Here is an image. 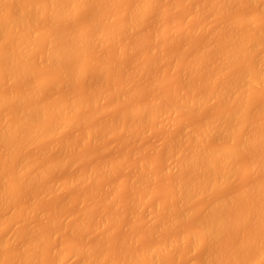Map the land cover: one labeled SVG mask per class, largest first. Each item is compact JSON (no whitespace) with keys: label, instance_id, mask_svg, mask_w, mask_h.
I'll return each mask as SVG.
<instances>
[{"label":"rangeland","instance_id":"rangeland-1","mask_svg":"<svg viewBox=\"0 0 264 264\" xmlns=\"http://www.w3.org/2000/svg\"><path fill=\"white\" fill-rule=\"evenodd\" d=\"M34 1H38L39 3L38 2L34 3ZM50 1L51 0H6V1L0 0V15L3 13L4 15H6L7 11H8L7 15L9 13L10 15H12L11 12H13V10L15 12L16 9L19 12L20 7H21L20 11L23 9L21 14L22 13L25 14V11H27V9H29L30 7L31 10L29 9L30 11L27 13H28L29 24L31 22L32 23L29 26H32L31 27L32 33L33 34L35 33L34 34L35 37L32 35V37L34 38V46L32 50H30L31 54L32 53L33 54L31 55L29 53L31 58L29 56L28 57L29 60H24L22 62V65L25 66V68H27V71H28L26 75L23 76L24 78L22 76L20 77L17 74L13 76L7 75L8 77L2 76L1 78H3L4 80L3 82L0 78V96L3 94L5 95V97L2 100L3 102L0 101V126L1 124H3V121L5 124L6 122H9V120L14 122L15 120L13 121V119H16L18 117L17 114L19 115L21 111H26L27 108L28 110L34 109V106L36 108L37 105L39 106L43 105L44 107L49 106V105L50 106L55 105V107L53 106V108H56V106L59 105L57 107L58 109L57 111L54 110L53 112L50 113L49 109H47L48 112L50 113L48 117H46L47 115L45 116L44 114V111L47 112L45 109L42 113L43 116L46 117V118L44 117L46 121L52 123L54 125L53 127L56 128L55 132L53 130L54 133L51 132V133L40 135L38 136L37 139L33 141L30 140L29 138H28L29 140L25 139L23 140L25 141V143L18 145V147L16 145L13 146L14 144L10 145L12 144L10 142H9L10 144L8 142L6 144L0 143V150L2 148V150L0 151V162L2 163L0 164L4 166V167L3 166L0 167V181H1L0 184L6 183V185H4L5 187H7L8 185V187L5 188V190L3 189L4 190L3 193L1 192V189H0V192L2 193L0 194L1 196L0 197V220H2L4 217V219L0 221V264H21V263L23 264V262L24 264L25 263L27 264H35V263L36 264H52V263L53 264H82V263L83 264H98V261H100L99 263L101 264H109L108 262H110V264L111 263L121 264L122 260L120 259V256H122L121 257L122 259L124 255H128L127 253H131L130 256L132 254L134 256L137 255V257L141 256L142 253H144V251L146 253L147 249L149 248H153L155 246H156L155 248H158V246L160 247L163 246L164 242L162 241L167 240V239L169 241L171 239H175V240L178 239V240H176L177 242L175 241L176 245L175 243H172L173 245L170 244L172 246L167 245L168 240L165 241L166 245L169 246V248L166 247L168 248L166 253L162 254L159 257V259L153 261L152 263L150 262L148 264H200V263L204 264V262L209 257H211L209 256V254L213 253L212 254L213 256L216 249H218V247L222 245L221 248H223V245L227 244L225 243L227 240L225 236L227 232L224 235L225 237H222V238L219 237V239L215 238L216 240L214 239L213 242L211 240H207V241L212 242V243L210 242V244L213 245L212 248L211 246H209V244H207L208 242L205 243V240L202 241L203 244L196 243L198 239L195 241V243L191 242L195 239L193 238V240H190L192 237H190L189 235V238H188L187 232L189 234L191 231L194 232L195 230H197L196 228L200 226L199 225L200 223L204 224V221L206 222L205 218H207L208 216L213 217V215L209 211H206L207 208L211 209V206L218 204L220 202L219 200L221 199H222L221 201H223L224 198L227 200V197H229L230 199L231 195H234L233 197L236 198V193L237 195H240L238 193H241L240 190L243 191L242 188L246 189L245 188L246 186L247 188L250 186L252 187L255 184L254 182L255 180H259L264 177V173H263L264 171L257 172L256 170L255 174L253 172H250V169H252L253 167L252 165L253 163H251L252 165L251 167L248 164L250 162L248 161V159L252 157L251 154H254L255 151L253 150L255 149L253 148H252L253 150L247 149L249 150V156H250L248 158V154H246L247 151L245 149H242V147L240 146L242 139L244 140V138L250 137L252 135L251 132H254L253 134H256L260 130L261 121H262V125H264V120H263L264 119V112H263L264 108L263 110H261L262 107H264V104H263L264 103V88H263L264 78H262L263 83L260 82L259 83L260 85L258 84L259 86L258 85L252 86L250 81H246V83L243 84L244 86L247 85L244 87L245 88L244 91L242 89L243 95H238L242 91H240V93H238L237 95L235 94V92L238 91L239 89L236 90L235 92L233 91L235 89H231L234 93L233 92L228 93L229 92L228 90V92L226 91L227 95H225L226 93H224L223 95H221L222 97L219 96L216 98L215 97L216 95L214 94V97H213V93H211L209 90L211 89L212 91V88L214 87L213 85L218 84L217 80L219 79L220 81L222 80L224 81L225 79L226 81L227 79L232 80L234 79L233 78L234 76L235 78L236 76L239 78L238 75L242 74L243 71L245 72L247 71L246 73L249 72L248 74L254 75V73L252 72L255 71V69H258V67L262 66L263 71L261 70L260 71L264 72V64H263V61H264V10L261 11L262 9H264V5H263L264 0L263 1L262 0H252V2L248 0H245V1L244 0H226L227 2L225 1L222 5H219L218 8H214V6L217 7V3L221 0H161V1L151 0V2L153 3V6H150V8L152 7V9H150L149 11L145 13L146 15H144L145 17L143 19H141L140 17L143 14L141 15L138 12L141 11L140 6L144 5L147 0L145 1L144 0L143 1L142 0H114V1L113 0H90V1L80 0L82 1V3H84L81 9L80 8L73 9L70 5L67 6V5L62 4L63 2H60L62 4L61 5L62 7H60V9L61 8L64 9V12L62 11L61 13H64V14H62L60 16L61 18L58 19L59 20L58 21L59 23L57 22L58 26L55 25L57 26V29L56 27L53 29V30L56 29V31H58L59 38L57 39L55 37L57 40L61 39L60 41L64 43L65 40L69 37L71 38V41L72 40L79 41L78 35H80V33L86 34L85 36L87 38V36L90 35V33L93 31L92 27L95 25V24L90 25V28H91L90 29L89 24L93 23L94 21H97V19H100V21L98 20V22L105 20L103 21L104 23L101 22V24L103 23L102 29L103 31L105 30L104 31L105 36L103 35L101 38L99 37L100 39L94 37L96 42L94 40L89 41V39H92V36H90L91 38L88 37L87 40L89 42H86L88 45L85 44V42L83 41L82 42L84 44H81L80 41L78 42L77 45H75L76 44L75 43L74 44L75 46L72 48V51H70V54L68 53L67 55L65 54L64 56H62V59H64L65 62H63V60L60 58V63L58 62L59 64L57 62L48 60L45 54L48 48V44H49V43L47 44V40H46L47 36H45V34L47 32H50L51 27H50V23H48L49 20L47 19V14L46 15L44 14V11H43L44 9L42 8L45 5L47 6V2L49 4ZM156 1L157 2L160 1V2L156 4L155 3ZM28 2L29 3L31 2V3L25 6L26 3L28 4ZM40 2H41V5H40ZM33 3H34V8L32 6ZM228 3H231V4H228ZM212 4H215V5H212ZM24 7L26 8L24 9ZM37 7L38 9L39 8L42 9L41 10L42 12L39 11L40 9L39 10L36 9ZM198 7L199 9H197ZM207 8H208L207 10L208 12L206 11ZM32 9L34 10V13H35L34 15L36 16V18L32 14L33 13ZM18 12L16 13L19 14ZM30 15H33L34 18H32ZM65 17L67 18L65 19ZM134 17H136L138 24L134 22ZM248 18H249V21H248ZM138 20H140V22H138ZM98 22L97 24H100ZM227 22L229 23L227 24L228 26L225 24ZM54 24L55 23H53V26ZM97 24H96V27H98ZM198 26L200 27L199 29H198ZM220 26H221V29H220ZM99 27L101 28V25H99ZM184 27H185V30H184ZM231 27H233L232 28L233 30L231 29V32H229ZM93 28L95 29V27ZM234 28H235V31H234ZM10 29L11 28H9L8 26L6 29L3 30L4 34H0V47L1 46L7 47L6 45L11 46L12 44L14 45V43H17L16 41H14V38H13L15 37L12 33L13 30L9 31ZM182 29L186 31V33ZM197 29L198 31H196ZM227 29L228 31H226ZM31 30L30 31L26 30L28 32V35H29V32H31ZM68 30H70L69 31L70 33L67 32ZM20 32L21 31H19L18 36L16 35V37L19 38V39L17 38V41L18 40L21 41V39L27 34L24 31H22L21 33ZM218 32L220 33L218 34ZM258 32H259V35H257ZM235 33L238 34V36L235 35ZM262 33H263V36H262ZM5 35H7L6 36L7 39H5ZM211 35L213 36V38H211L212 37ZM230 36L232 37L235 36L233 40H237V43H238L237 45H235L234 43L236 41L233 42L232 37ZM236 36L237 37L240 36V38H236ZM256 36L260 38L255 41V39H257L255 38ZM224 37L226 39H224V41L219 42V40H222ZM242 39L244 43L241 42ZM57 40L55 41L58 43ZM68 40H66V42H68ZM227 40L228 41L232 40L233 45H235L236 48L238 47V50H239V51L237 50L239 54L237 52L236 53L237 55L236 54L235 56L233 55L232 60H231V57L229 58L231 60L230 62L229 60L226 62V58L228 59V56L226 57V52L229 53V54L227 53V55L229 56H230V53H232V52H229L230 45H228L229 42H227ZM43 41H45L46 43H44ZM61 42H59V44ZM207 42H209V44ZM133 43L136 45H134ZM215 43H216V46H215ZM223 45L226 47H224ZM241 45L242 47L239 48V46ZM236 48L233 50L236 51ZM225 49H227L228 51H226ZM223 54L225 55L226 58L223 57L224 56ZM170 57L171 58L173 57V58L171 59ZM202 57L205 59H203ZM206 57H208V59ZM260 59L263 61H260ZM198 60L200 61L201 65L200 63H198L199 62ZM211 60L214 62L212 63ZM27 61L29 62V64ZM51 62H53V64ZM219 63L223 65H220ZM143 64H144V68L139 69V66L142 67ZM258 64H260V66ZM210 66H213V67L211 68ZM194 67L195 68L197 67V68L194 69ZM251 67L252 69H250ZM214 73L216 74L215 77H214ZM124 77H127V78H124ZM263 77H264V74H263ZM97 79L99 81H97ZM135 79L137 80L135 81ZM205 81H207L208 83L207 82L205 83ZM234 81L236 80L234 79ZM234 81L232 80V83ZM237 81H239L240 83V80H237ZM228 82H231V81H228ZM241 85L239 86L242 88ZM246 87L248 88L246 89ZM116 88H121V89L117 90ZM29 90H31V92ZM104 93L105 95L103 96ZM189 93L190 95L188 96ZM93 94L95 95L94 101H92L94 97L91 98ZM116 94L118 96L117 98H116ZM129 94H131V96H129ZM197 94H200L199 97L201 96L200 99L202 98L203 100L202 99L198 100L201 102V104L199 107H196V108H192V109L183 108L181 109L182 112L181 111L179 112L177 111V109H174L175 112L169 113L173 109H171L170 111L166 110V108L168 107L167 105H166L167 107L165 106L166 108H164L165 110L162 109L163 111H161V109L158 110L160 105H157L158 107L156 106L158 102L161 105H163L162 99L164 98H165L164 101H167V102L171 101L172 99L173 101H171V104H175L176 101L178 102L182 97H186V96L188 98H193L194 96V98L196 99L198 97ZM161 95L162 97H160ZM232 95L234 96V98ZM236 96L238 97L235 98ZM85 97H86V100H85ZM239 98L240 99L242 98V100L246 104L243 103V101L240 100ZM260 98L261 100H263V103H260L262 102ZM97 99H99V101ZM157 99H158L157 103H152V102H155ZM236 99L237 100L239 99L240 101H236ZM67 100H69V102L70 100H73L71 102L75 103V111L72 114V119L70 120L71 122H67L64 124L63 121H65L67 118H66V109L63 106V104L67 103L68 102ZM81 101L82 103L80 104ZM151 103H152V106H150V108L155 107V106L157 107V108L155 107L156 109L153 108V112L154 110H156L155 113H153L155 118L151 114L152 108H151V113L148 112L147 110L149 107L148 105H151ZM144 104H146L148 107L146 108V105ZM153 104H155V106H153ZM164 104H166V102ZM235 104L237 106H235ZM240 104L241 106H243L244 104L246 106L244 105L243 107H240L239 106ZM247 104L251 108L247 106ZM84 105L87 108L86 107L84 108ZM140 105H144L147 111L143 112L144 115L141 114L142 117H139L138 119L139 121L137 120L138 123L136 124L138 125L140 124L142 129L145 128L144 130L146 131L143 132L144 135L140 133L138 134V136L132 135V134H130L129 136L130 132L126 130L127 126L125 127V124L130 125V128H128V130L132 129L131 126L135 125L134 123L136 122L135 121L136 119L134 118L136 116L132 114L133 116H135L133 118L130 115L132 113L131 110L135 109L134 107H138V106L141 107ZM238 107L241 109L240 110L241 112L239 111V115H237V112H238L237 111L236 115H234L236 116L234 119L232 118L234 116L232 117L228 116L232 113V109L235 110L234 108H236L238 110ZM246 107L247 108L249 107L250 109L249 108L246 109ZM258 107H260V109ZM41 108L42 107H40L38 111H40ZM60 108L62 109V112ZM80 109L82 110L78 111ZM245 110L246 111L249 110L246 113V115H245V112H246ZM158 111H161V113L158 114ZM167 111H168V114H167ZM41 112L42 110L40 111V113ZM146 112L150 113L151 115L147 114ZM121 113L124 116H122ZM160 114L161 116L158 119H156V117H158L157 115H160ZM163 114L165 115V117H163ZM261 114L263 115L261 116ZM35 116L33 117V120H34L33 121L34 123L32 122L33 125L36 126L37 124H40L43 120L45 121V119H43V116L42 117L41 116L35 117ZM225 116H227L226 119L224 118ZM214 117L216 119H214ZM229 117H231L232 119ZM3 118H5V120ZM123 118L124 119L126 118V119L124 120ZM218 118L219 120L222 119V121L220 120L222 123L218 120ZM171 119H172V123H171ZM209 119H211L209 123L211 125L210 132H209L210 135L208 134L209 136L207 137L208 142L205 141L206 143H204V145L205 144L206 145L202 146L204 148L203 149L204 153L206 152L205 154L203 153V158H202L204 161L203 165L201 162L202 168H204V170L200 168L201 165L198 167V169L199 170L201 169L202 172L205 171L207 173L209 170V169L207 171L205 170L207 167L212 168L215 166L214 167L215 169L213 168V170L216 171V169L219 168L220 169L219 171H222L223 167L225 168V166L228 165V162H227L228 160L224 157L226 155H224L223 153L225 150L226 151L231 150L234 153L235 155L233 156L234 161L236 159L235 163L238 164L237 167H239L240 169H236L238 172L235 171L234 176L229 177V179L227 177L224 185H223L224 182L223 183L220 182L219 185H218V182L216 184L215 182L218 180L215 179L216 180L215 181L213 179L215 178V176L213 174L207 173L208 176L213 177L212 178L213 182L215 181L214 184H216L215 188H213L214 184L212 181L211 182L213 185L210 184L211 183L210 181H209V184L213 187H210V192L206 190L208 193L205 191L204 192L205 194H203L202 191L200 192L196 190L194 187H192L190 188L189 192H192L191 190L194 189L195 191H198L199 193L195 194V192L193 191L194 194L193 192L192 194L190 193L191 194L190 197L189 196L188 198L183 197L184 200L186 199L185 201H183L181 197L180 199H182V202H180L181 200L179 201V198H177L178 200L174 199V197H176L174 196V194L175 193L178 194V191L177 190L174 191L173 187L176 188L175 185L178 186L177 184L179 182H183L181 180L182 178L184 180L185 177L188 178V179L185 178V181L188 180L189 183L191 181L190 183L191 185L193 184L192 182H197V180H200L201 182L203 180L202 179L203 177L201 179L200 177L201 175L203 176V173H201V171L199 172V170L196 171V168H194L195 170H193V168L191 169L190 168L191 166L188 165L187 163L184 164L186 160H183V159L185 158L183 159L181 158L180 160V163H181L180 166L182 167V169L181 168L180 169L182 170L183 173L181 172V170L177 171L179 169L175 168L176 171H173V169L171 170L172 171L171 173L172 175H171L170 174L171 171L169 172L170 170L169 167H172V165L174 164L173 162L175 163L179 162L177 161V158L181 157L182 154L185 155V157H186V154H188L189 156L193 155L192 152H195L193 149H198V147H201L199 146L198 143L202 144L201 142H203L204 137H202L203 139L201 138L200 140L199 139L200 137H198V135H201L200 132L202 128L206 126ZM121 120L124 122L123 124L124 126L122 125L123 127H125V129L123 128L124 131L126 130L125 131L126 133L129 132L128 135L126 136L123 135V133L125 132L121 128L122 127L120 125L122 123ZM178 120L180 122H178ZM155 121L157 122L155 123ZM229 121H233L234 125L231 124L232 122H230L233 128H230V130L227 129L229 130V132H227L226 129L225 130L223 129L229 128L227 127V124H229ZM128 122H130L131 124L133 123V124L131 125ZM145 122H147L148 124ZM203 122H206V123H203ZM223 124L225 126L224 128L222 127ZM254 124L258 126L255 127ZM99 125L100 126L102 125V126L100 127ZM215 126L217 127L215 130H218L220 133L218 131H215L214 129H211ZM253 126L256 128V133H255V129L253 128ZM108 127H111V130L109 131H112V133L109 131L107 132L113 135L110 134V136H108L107 132L105 131L106 129H108ZM221 127L223 129L219 130V128ZM234 128L236 129L234 130ZM185 129L187 131L183 133ZM225 131L227 132L226 134L224 133ZM186 133L187 134L189 133L188 135H191V137L187 136ZM248 133L249 135L250 134L251 135L249 136ZM92 134L93 135L95 134V136H93ZM211 134L214 136H212ZM216 134L219 135L220 137L217 136ZM177 137H179V140ZM127 139H129V141ZM215 148L216 149L218 148V149L216 150ZM64 149H66V151H64ZM175 150L177 153L180 152V155H178L179 157L176 156L177 153L175 152ZM210 150L211 151L215 150L216 152H218L217 154L218 157L216 155H213V156H216L214 160H212L213 158L212 154L214 153L213 152L211 153ZM244 150L246 151L245 155L243 154ZM185 151L186 153H184ZM219 151L221 153H219ZM14 153H15V156H14ZM235 157H237L238 159ZM20 158H22V160ZM170 158H172V160H170ZM207 158L209 159L207 160ZM8 159H10V161H8ZM210 159L212 162L210 161ZM244 162L246 165H244ZM6 164H8V167ZM178 164H175V167ZM211 164H213L214 166L213 165L211 166ZM19 165L23 169H21ZM48 166H50V168H48ZM180 166H177V167L179 168ZM183 166H186L185 168L189 167L191 170L187 168V171H183V170H186V169H183L184 168ZM242 167L243 168L245 167V168L243 169ZM7 168L9 170H6ZM19 168L22 170V173L24 172L26 177L27 176L31 177L32 175L34 176H32L28 181L27 179L28 177L27 178L25 176L22 177L24 174L21 173ZM2 169H4L6 172ZM39 169L41 171H39ZM108 170L112 172L110 173ZM243 170L244 171L247 170V171L243 172ZM15 172L16 174L20 172L18 173L17 177L18 178L22 177V179L26 178L28 182L25 181L26 183H24L23 181L24 185L21 184L20 186V184H18L17 181L14 180L16 178L15 177L16 174H14ZM175 172L177 173L175 174ZM187 172H189V174H187ZM247 172L250 174H248ZM257 173H260L261 175ZM141 174L143 175L142 177H140ZM98 175L100 177H98ZM187 175L189 176L187 177ZM147 176H148V179L146 178ZM176 176L177 177L179 176V178H181V179L178 178V180H180L178 181V183H177ZM195 176L198 179H196ZM259 176L262 178H260ZM189 177L190 178L192 177L191 180L189 179ZM209 178L210 179L208 180H211V177ZM7 179L11 180L13 184L10 185L11 182H9ZM71 179L74 181L72 183L74 185H69V188L68 186H66L65 188V186L63 185L64 188L63 186L61 188L60 184H63L67 180L71 181ZM140 179L142 180V182ZM14 181H15V184H14ZM185 181L183 183H187ZM136 182L138 184L142 183L143 185L142 184L136 185L137 184ZM56 183H58V185ZM193 185L195 186V184ZM217 186H220V187H217ZM12 188H17V189H15V191H12ZM9 191H12V194L10 193L11 196L9 195ZM146 191L148 192L146 193ZM173 191L175 193H173ZM170 194H172L174 197ZM248 194L250 195L251 193H248ZM245 195L247 196V194ZM245 195H243L244 196L243 200H242V197L239 196V198L236 200L237 203L233 200V198H231V200L235 202L233 203L236 204L237 207L240 206L243 209V206H245V208H247L249 205V202L252 201L251 202L252 204L255 203L254 201L255 194L254 196L251 195L252 197L249 195L245 197ZM109 196H111V198ZM6 197H8V200ZM178 197H180L179 194H178ZM231 200H229L230 204L232 203ZM244 200H245V203H244ZM2 201H4V203ZM217 201L218 203H216ZM238 201L239 202L242 201L240 202L241 205ZM179 203L181 204L179 205ZM237 207H234V208L237 209ZM181 208L182 210H184L183 212L182 210L180 212ZM214 210H215V213H217L219 209H217V211L216 209H213V211ZM233 210L235 209L232 208V211ZM185 211L187 212L185 213ZM207 212L210 213V215ZM181 213L182 214L184 213V214L182 215ZM218 213H220V211H218ZM113 216L115 217L114 218L115 220L112 219ZM91 217L93 220L91 219ZM175 217H180V218L176 219ZM202 218H204L205 220L204 219L202 220ZM256 219L257 218L254 219L253 217L251 221L249 220L251 223L248 221V223H246V226L242 227V229H244L245 232H243V230L241 229H237L235 231L231 230L233 231L231 233L233 235L229 237L227 241L230 240L229 242L232 241L233 243V241L234 242L235 241L237 242L239 240L242 241V240L249 238V236H252V235H255L261 232L264 233L263 231L264 226L262 224L264 220L260 222L261 219H258L257 221L253 222V220H256ZM173 220L175 221L172 222ZM3 221H5V223ZM197 221L199 224L196 223ZM91 222H93V224ZM254 223L258 224V226L254 225ZM247 224L248 226H250L249 228ZM259 224L262 225V228H261V225ZM81 225L83 226L81 227ZM252 226L254 228H252ZM259 227L260 229H258ZM238 230L242 231V234H243L242 237L240 236L241 231H238ZM236 232L238 235L237 234L234 235V233ZM231 234H229V236ZM245 236H248V237L245 238ZM135 237L136 239L134 240ZM180 238L181 239L187 238V239L186 240L182 239L183 241H181ZM225 238H226L225 241L222 240ZM127 240H129L130 242ZM217 241L219 242L217 243ZM133 242L134 243L136 242V244H134ZM117 243H120L121 246L120 244H117ZM219 243H221V245H219ZM154 244L156 245L154 246ZM197 244L198 245L200 244V245L198 246ZM75 245L76 247H78V249L75 247V249H77V252L76 250L75 251L71 250V247ZM83 247L84 248L89 247V249L91 248L90 254L87 253ZM204 247L206 250H204ZM142 248L144 249L146 248V249L144 250ZM213 248L214 249L216 248L215 251H213ZM259 248L260 247H257V249H254V250L252 249L251 251L248 250V252L250 251L249 255H252V259L256 257L255 259L258 260L260 257H262L263 255L262 253L264 252L263 247L261 249ZM117 249H120V250H117ZM55 250H57L58 252ZM135 250L138 252H136ZM204 251L206 252V254ZM209 251L211 253H209ZM124 252L126 253L122 254ZM139 252L141 253V255H139L140 254ZM112 253L114 254V256ZM255 253H258V254H255ZM85 254L88 256L85 257ZM31 256H32V259L34 258V256H36L37 258L36 262L30 259ZM55 256H57L56 258L60 257L62 259L61 260L56 259L58 260V263H57L54 258ZM27 259H30L32 263H30L29 260L25 262ZM63 260L65 261L62 262ZM47 261L49 262L47 263ZM123 264H125V262Z\"/></svg>","mask_w":264,"mask_h":264},{"label":"bare ground","instance_id":"bare-ground-1","mask_svg":"<svg viewBox=\"0 0 264 264\" xmlns=\"http://www.w3.org/2000/svg\"><path fill=\"white\" fill-rule=\"evenodd\" d=\"M6 1V0H5ZM90 1V0H89ZM114 1V0H113ZM143 1V0H142ZM145 1V0H144ZM161 1V0H160ZM160 1H156L155 3L156 4H158ZM226 0H221V1H219L218 3H217V7H215L214 6V8H218L219 7V5H222L224 2H225ZM245 1V0H244ZM248 1H250V2H252V0H248ZM263 1V0H262ZM33 2V1H32ZM38 1H34V3H37ZM60 2H63L62 4H64V5H70L73 9L75 8V9H78V8H80L81 9V7H82V5L84 4V3H82V1H80V0H63V1H61V0H51L50 2H49V4H48V2H47V6L45 7H43L42 9H44L43 11H44V14L46 15L47 14V19L49 20V22H48V20H47V22L48 23H50V27H51V29H50V32H47L46 34H45V36H47V44H48V48H47V50H46V58L48 59V60H50V61H53V62H59L60 63V58L62 59V56H64L65 54L67 55L68 53L70 54V51H72V48L75 46V45H77L78 44V42L80 41L81 42V44H84L83 42H85V44H87L86 42H89V41H91V40H94L95 42H96V40L94 39V37L95 38H101L104 34H105V30L103 31V27H102V25H103V21H105V20H102L101 22H103L102 24H101V22H98V20L100 21V19H97V21H94V22H96V23H91V24H89V28H90V25H93V24H95L93 27H95V29L92 27V32L90 33V35H88L87 36V38H86V34H82V33H80V31H79V33H80V35H78V38H79V41L77 40H72L71 41V38H69V40H68V38L66 39V40H68V42H66V40H65V44L64 43H62L60 40H57L58 38H59V34H58V31H56V29H57V24L59 23L58 21V19L59 18H61L60 16L62 15V14H64V13H61L62 11L64 12V9L63 8H61L60 9V7H62L61 5V3ZM109 2H111V1H109ZM214 2V1H213ZM212 2V3H213ZM217 2V1H216ZM227 2V1H226ZM31 3V2H30ZM29 2H28V4L26 3L25 4V6H27V5H29L30 4ZM34 3H33V8H34ZM39 3V2H38ZM68 3V4H67ZM151 3V4H150ZM246 3V2H245ZM59 4V5H58ZM105 4V3H104ZM103 4V5H104ZM110 4V3H109ZM136 4V3H135ZM143 4V3H142ZM210 4V3H209ZM216 4V3H215ZM215 4H212V5H215ZM227 4V3H226ZM228 4H231V3H228ZM40 5H41V2H40ZM97 5H99V4H97ZM107 5V4H106ZM134 5V4H133ZM264 5V4H263ZM32 6H31V8H32ZM43 6V5H42ZM59 6V7H58ZM140 6V5H139ZM138 6V7H139ZM150 6H153V3L151 2V0H147L146 1V3L144 4V5H142V6H140L141 8V11L140 12H138L139 11V9H138V13H140L142 16H140L141 17V19H143L145 16L144 15H146L145 13L147 12V11H149L150 9H152V7L150 8ZM204 6V5H203ZM40 7V6H39ZM86 7V6H85ZM136 7V6H135ZM170 7V6H169ZM258 7V6H257ZM19 8V7H18ZM26 7H24V9H25ZM46 8V9H45ZM158 8V7H157ZM202 8V7H201ZM20 9H21V7H20ZM20 9H19V12L17 11V9L15 10V12H14V10H13V12H11L12 13V15H10V13L7 15V13H8V11H7V13H6V15H4V13L3 14H1L0 15V34H4L3 33V30L4 29H6L8 26H9V28H11L9 31H12L13 30V35L15 36V37H13L14 38V41H16L17 43H14V45L12 44L11 46L9 45H6L7 47H0V78L2 77V76H13V75H15V74H17V75H19L20 77L22 76H24V75H26V73L28 72L27 71V68H25V66H23L22 65V62L24 61V60H29V53L31 54V52H30V50H32V48H33V46H34V38L32 37V35L34 36V34L32 33V30H31V27L32 26H29L30 24H29V20H28V13L27 12H29L31 9H30V7H29V9H27V11H25V14H21V12L23 11V9L20 11ZM36 9H38V7L36 8ZM40 9V8H39ZM38 9V10H39ZM42 9H40L39 11H41ZM79 9V10H80ZM97 9V8H96ZM130 9V8H129ZM136 9V8H135ZM167 9V8H166ZM197 9H199V7L197 8ZM224 9V8H223ZM33 10V9H32ZM47 10V11H46ZM202 10V9H201ZM208 10V8L206 9V11ZM264 9H262L261 11H263ZM82 11V10H81ZM205 11V12H206ZM211 11V10H210ZM213 11H214V9H213ZM16 12H18L19 14H17ZM42 12V11H41ZM198 12V11H197ZM208 12V11H207ZM14 13H16V14H14ZM37 13V12H36ZM39 13V12H38ZM103 13V12H102ZM203 13H204V11H203ZM202 13V14H203ZM33 15L35 14L34 13V10H33V13H32ZM67 14V13H66ZM72 14V13H71ZM123 14V13H122ZM33 15H30L32 18H36V16L34 15V17H33ZM132 15V14H131ZM137 15V14H136ZM197 15V14H196ZM195 15V16H196ZM199 15V14H198ZM150 16V15H149ZM195 16H194V18H195ZM201 16V15H200ZM69 17V16H68ZM138 17V16H137ZM147 17V16H146ZM192 17H193V15H192ZM197 17V16H196ZM44 18H45V16H44ZM67 17H65V19H66ZM98 18V17H97ZM107 18V17H106ZM111 18V17H110ZM203 18V17H202ZM63 19V18H62ZM105 19V18H104ZM109 19V18H108ZM107 19V20H108ZM146 19V18H145ZM204 19V18H203ZM245 19H246V17H245ZM119 20V19H118ZM243 20V19H242ZM33 21V20H32ZM143 21V20H142ZM245 21V20H244ZM243 21V22H244ZM248 21H249V18H248ZM45 22V21H44ZM58 22V23H57ZM97 22L98 23H100V24H97ZM119 22V21H118ZM133 22V21H132ZM134 22H136L137 23V20H136V17H134ZM138 22H140V20H138ZM197 22V21H196ZM246 22V21H245ZM53 23H55L54 24V26H53ZM194 23V22H193ZM5 24V25H4ZM96 24H97V26L98 27H96ZM128 24V23H127ZM131 24V23H130ZM138 24V23H137ZM226 25L227 24H229L228 22L227 23H225ZM55 25H57V26H55ZM99 25H101V28L99 27ZM195 25V24H194ZM193 25V26H194ZM4 28H3V27ZM118 26V25H117ZM137 26H139V25H137ZM209 26H210V24H209ZM228 26V25H227ZM30 27V28H29ZM56 27V29L55 30H53L54 28ZM197 27V26H196ZM230 27V26H229ZM169 28V27H168ZM200 27L198 26V29H199ZM204 28H205V26H204ZM206 28H207V26H206ZM217 28V27H216ZM233 27H231L230 28V31L229 32H231V29H232ZM20 29V30H19ZM22 29V30H21ZM63 29V28H62ZM61 29V30H62ZM91 29V28H90ZM102 29V30H101ZM198 29L196 30V31H198ZM220 29H221V26H220ZM262 29V28H261ZM26 30H31V32H29V35H28V32L26 31ZM183 30V29H182ZM184 30H185V27H184ZM183 30V31H184ZM194 30H195V28H194ZM233 30V29H232ZM237 30V29H236ZM259 30V29H258ZM6 31V30H5ZM19 31H24V32H26L25 34V36L21 39V41L20 40H18L17 41V38L18 37H16V35L18 36L19 35ZM70 30H68L67 32L68 33H70L69 32ZM83 31V30H82ZM119 31V30H118ZM125 31V30H124ZM164 31V30H163ZM195 31V32H196ZM226 31H228V29L226 30ZM234 31H235V28H234ZM262 31V30H261ZM20 32V33H21ZM85 32V31H84ZM87 32V31H86ZM185 33H186V31H184ZM192 32H194V31H192ZM217 32V31H216ZM221 32V31H220ZM220 32H218V34L220 33ZM57 33V34H56ZM161 33V32H160ZM159 33V34H160ZM171 33V32H170ZM189 33V32H188ZM212 33V32H211ZM215 33V32H214ZM238 33H239V31H238ZM9 34V33H8ZM163 34V33H162ZM255 34V33H254ZM11 35V34H10ZM55 35H57V36H55ZM62 35V34H61ZM65 35V34H64ZM74 35V34H73ZM225 35H227V34H225ZM224 35V36H225ZM235 35H237L238 36V34H236L235 33ZM242 35H243V33H242ZM242 35H241V37H242ZM253 35V34H252ZM257 35H259V32H258V34ZM7 35H5V39H7V37H6ZM90 36H92V39H89V41L87 40L88 39V37L89 38H91ZM105 36V35H104ZM172 36V35H171ZM212 36V35H211ZM213 36H214V34H213ZM213 36L211 37V38H213ZM236 36V38H240V36L239 37H237ZM262 36H263V33H262ZM2 37V36H1ZM9 37V36H8ZM35 37V36H34ZM57 39H56V38ZM71 37V36H70ZM158 37V36H157ZM163 37V36H162ZM230 37H232V36H230ZM234 37L235 36H233L232 37V40L234 39ZM251 37V36H250ZM73 38V37H72ZM77 38V39H78ZM99 38V39H100ZM253 38V37H252ZM255 38H257V39H255V41L256 40H258L259 38H258V36H256ZM19 39V38H18ZM64 39V38H63ZM62 39V40H63ZM76 39V38H75ZM103 39V38H102ZM155 39H157V38H155ZM169 39V38H168ZM224 39H226L225 37L222 39V40H219V42L220 41H224ZM4 40V39H3ZM55 40H57L58 41V43L55 41ZM98 40V39H97ZM217 40V39H216ZM232 40H227V42H229L228 43V45H230L229 46V52H232V53H230V56L229 55H227V53L228 52H226V57L228 56V59L225 57V55L223 56V57H225L226 58V62L229 60V62L232 60V58H233V55L235 56V54L239 51L238 50V47L236 48V46L235 45H237L238 43H237V40H233V42L234 41H236V42H234L235 43V45H233V43H232ZM248 40H250V39H248ZM247 40V41H248ZM253 40V39H252ZM71 41V42H70ZM74 41H76V42H74ZM83 41V42H82ZM160 41H161V39H160ZM169 41V40H168ZM212 41V40H211ZM260 41V40H259ZM6 42H7V40H6ZM5 42V43H6ZM12 42V41H11ZM44 43H46L45 41H43ZM59 42H61L60 44H59ZM231 42V43H230ZM241 42H243V39H242V41ZM253 42V41H252ZM261 42V41H260ZM3 43H4V41H3ZM2 43V44H3ZM76 43V44H75ZM91 43H93V42H91ZM163 43V42H162ZM208 44H209V42H207ZM244 43V42H243ZM242 43V44H243ZM259 43V42H258ZM1 44V45H2ZM75 44V45H74ZM80 44V45H81ZM134 44V43H133ZM88 45V44H87ZM134 45H136V44H134ZM213 45V44H212ZM233 45V46H232ZM257 45V44H256ZM36 46V45H35ZM85 46V45H84ZM205 46V45H204ZM215 46H216V43H215ZM218 46V45H217ZM224 46V45H223ZM232 46V47H231ZM46 47V46H45ZM82 47V46H81ZM80 47V48H81ZM131 47V46H130ZM220 47V46H219ZM222 47V46H221ZM224 47H226V46H224ZM234 47V48H233ZM240 47H242V45L241 46H239V48ZM211 48V47H210ZM227 48H228V46H227ZM235 49L236 48V51L235 50H233V49ZM213 49H215V48H213ZM212 49V50H213ZM74 50V49H73ZM226 51H228L227 49H225ZM224 50V51H225ZM238 50V51H237ZM200 51V50H199ZM210 51V50H209ZM209 51H208V53H209ZM234 51H235V53H234ZM241 51V50H240ZM212 52V51H211ZM219 52V51H218ZM72 53V52H71ZM200 53V52H199ZM33 54V53H32ZM31 54V55H32ZM42 54V53H41ZM219 54V53H218ZM229 54V53H228ZM232 54V55H231ZM238 54H239V52H238ZM174 55V54H173ZM210 55H211V53H210ZM212 55H213V53H212ZM216 55V54H215ZM237 55V54H236ZM44 56V55H43ZM73 56V55H72ZM205 56V55H204ZM209 56V55H208ZM217 56V55H216ZM220 56V55H219ZM152 57V56H151ZM197 57V56H196ZM221 57V56H220ZM231 57V60L229 59ZM30 58H31V56H30ZM171 58V57H170ZM173 58V57H172ZM171 58V59H172ZM198 58V57H197ZM203 58V57H202ZM207 59H208V57H206ZM211 58V57H210ZM209 58V59H210ZM222 58V57H221ZM236 58V57H235ZM33 59H34V57H33ZM70 59V58H69ZM142 59V58H141ZM140 59V60H141ZM175 59V58H174ZM203 59H205V58H203ZM206 59V60H207ZM32 60V59H31ZM40 60H41V58H40ZM63 60V62H65L64 61V59H62ZM67 60V59H66ZM71 60V59H70ZM193 60V59H192ZM205 60V61H206ZM220 60H222V59H220ZM255 60V59H254ZM33 61H35V60H33ZM149 61V60H148ZM199 61V60H198ZM205 61H203V62H205ZM217 61H219V60H217ZM216 61V62H217ZM260 61H263V60H261L260 59ZM28 62V61H27ZM53 62H51L52 64H53ZM194 62H196V61H194ZM211 62L213 63L214 61H212L211 60ZM225 62V61H224ZM254 62V61H253ZM26 63V62H25ZM47 63V62H46ZM50 63V62H49ZM58 63V64H59ZM198 63H200V61L198 62ZM221 63H223V62H221ZM221 63H219L220 65H223V64H221ZM261 63V62H260ZM28 64H29V62H28ZM151 64V63H150ZM192 64V63H191ZM194 64V63H193ZM216 64V63H215ZM218 64V65H219ZM263 64H264V61H263ZM35 65V64H34ZM63 65V64H62ZM146 65V64H145ZM200 65H201V63H200ZM212 65V64H211ZM225 65V64H224ZM227 65H229V64H227ZM256 65V64H255ZM259 66H260V64H258ZM148 66V65H147ZM151 66V65H150ZM149 66V67H150ZM245 66V65H244ZM211 68L213 67V66H210ZM227 67V66H226ZM254 67V66H253ZM55 68V67H54ZM57 68V67H56ZM108 68V67H107ZM137 68V67H136ZM141 68H144V64H143V66L141 67V66H139V69H141ZM197 68V67H196ZM195 67H194V69H196ZM210 68V69H211ZM255 68H257V67H255ZM254 68V69H255ZM260 68V69H259ZM111 69V68H110ZM214 69V68H213ZM224 69V68H223ZM250 69H252V67L250 68ZM219 70V69H218ZM263 71L262 70V66L261 67H258V69H255V71H253L252 73H254V75H250V74H248V73H246L245 71H243L242 72V74H240V75H238L239 76V78L236 76V78H235V76L233 77L236 81H234V79H232L234 82L232 83V80H230V79H227V81H226V79L223 81L222 79V81H220V79L219 80H217V82H218V84H215V85H213L212 87V91H211V89H209L210 90V92L211 93H213V97H214V94L216 95L215 97L217 98V97H222L221 95H223L224 93H226L225 95H227V92H228V90H229V92L228 93H231V92H235L236 90H238V91H236L235 92V94L237 95L238 93H240V91H242V89H243V91H244V87L245 86H247V85H243L244 83H246V81H250V83L252 84V86H254V85H258L260 82H262V78H264L263 77V74H264V72H261V71ZM74 71V70H73ZM134 71V70H133ZM144 71V70H143ZM192 71V70H191ZM95 72V71H94ZM93 72V73H94ZM132 72V71H131ZM149 72H150V70H149ZM149 72H147V73H149ZM190 72V71H189ZM245 72V73H244ZM70 73V72H69ZM155 73V72H154ZM217 73V72H216ZM240 73V72H239ZM263 73V74H262ZM64 74V73H63ZM96 74V73H95ZM112 74V73H111ZM135 74H136V72H135ZM143 74V73H142ZM237 74V73H236ZM132 75V74H131ZM155 75V74H154ZM201 75V74H200ZM208 75H209V73H208ZM215 73H214V77H215ZM7 76V77H8ZM77 76V75H76ZM127 76V75H126ZM133 76V75H132ZM147 76V75H146ZM222 76V75H221ZM224 76H225V74H224ZM106 77V76H105ZM151 77H152V75H151ZM206 77V76H205ZM232 77V76H231ZM24 78V77H23ZM72 78V77H71ZM115 78V77H114ZM124 78H127V77H124ZM129 78V77H128ZM134 78V77H133ZM156 78H157V76H156ZM219 78V77H218ZM229 78V77H228ZM61 79V78H60ZM96 79V78H95ZM101 79V78H100ZM144 79V78H143ZM1 80H2V82L4 81L3 80V78H1ZM22 80V79H21ZM20 80V81H21ZM119 80V79H118ZM137 79H135V81H136ZM207 80V79H206ZM237 80H240V83L242 84H240L239 83V81H237ZM10 81V80H9ZM97 81H99L98 79H97ZM151 81V80H150ZM149 81V82H150ZM219 81H220V83H219ZM228 81H231V82H228ZM22 82V81H21ZM141 82V81H140ZM197 82H199V81H197ZM201 82V81H200ZM207 81H205V83H206ZM216 82V83H217ZM238 82V83H237ZM264 82V81H263ZM262 82V83H263ZM20 83V82H19ZM67 83V82H66ZM92 83V82H91ZM208 83V82H207ZM214 83V82H213ZM237 83V84H236ZM60 84V83H59ZM100 84H101V82H100ZM198 84V83H197ZM203 84V83H202ZM201 84V85H202ZM64 85V84H63ZM97 85H98V83H97ZM123 85V84H122ZM133 85H134V83H133ZM234 85V86H233ZM239 85H241L242 86V88L239 86ZM249 85V84H248ZM260 85V84H259ZM258 85V86H259ZM22 86V85H21ZM102 86V85H101ZM153 86V85H152ZM236 86V87H235ZM251 86V87H252ZM97 87V86H96ZM145 87V86H144ZM154 87V86H153ZM240 87V88H239ZM67 88V87H66ZM88 88V87H87ZM197 88V87H196ZM209 88H211V87H209ZM248 87H246V89H247ZM264 88V87H263ZM35 89V88H34ZM69 89V88H68ZM117 90L118 89H121V88H116ZM200 89V88H199ZM231 89H235V90H231ZM115 90V89H114ZM139 90V89H138ZM191 90V89H190ZM206 90V89H205ZM30 92H31V90H29ZM99 91V90H98ZM109 91V90H108ZM134 91V90H133ZM132 91V92H133ZM198 91V90H197ZM227 91V92H226ZM243 91L240 93V94H238V95H243L242 93H243ZM263 91V90H262ZM25 92V91H24ZM23 92V93H24ZM27 92V91H26ZM88 92V91H87ZM86 92V93H87ZM94 92V91H93ZM114 92V91H113ZM131 92V93H132ZM208 92V91H207ZM233 92V93H234ZM245 92H246V90H245ZM89 93H91V92H89ZM171 93V92H170ZM199 93V92H198ZM204 93V92H203ZM211 93H210V95H211ZM7 94V93H6ZM33 94V93H32ZM38 94V93H37ZM88 94V93H87ZM95 94H96V92H95ZM118 94V93H117ZM117 94H116V98L118 97L117 96ZM128 94V93H127ZM172 94V93H171ZM187 94V93H186ZM208 94V93H207ZM97 95H98V93H97ZM96 95V96H97ZM105 95V93L103 94V96ZM170 95V94H169ZM190 95V93L188 94V96ZM198 95V97H199V95L200 94H197ZM197 95H195V96H197ZM209 95V96H210ZM218 95V96H217ZM19 96V95H18ZM18 96H16V97H18ZM29 96V95H28ZM35 96V95H34ZM81 96V95H80ZM127 96V95H126ZM129 96H131V94H129ZM206 96V95H205ZM229 96H230V94H229ZM233 96V95H232ZM5 97V95L3 94V95H1L0 96V101H2L3 100V98ZM8 97V96H7ZM69 97V96H68ZM78 97V96H77ZM94 97V99H92V101H94L95 100V95L93 94V96L91 97V98H93ZM100 97V96H99ZM160 97H162V95L160 96ZM163 97H164V95H163ZM168 97V96H167ZM173 97H175V96H173ZM177 97V96H176ZM197 97V98H198ZM201 97V96H200ZM200 97L197 99H195L194 98V96H193V98H188L187 96L186 97H182L178 102L176 101L175 102V104H171V101H173L172 99H171V101H169V102H167V101H164L165 100V98L164 99H162L163 101V105H161L159 102H158V99L155 101V102H152V103H157L156 104V106L157 105H160L159 106V108H158V110L159 109H161V111H163L162 109H164V108H166L167 106V108H166V110H168V111H170L171 109H173L172 111H170L169 113H171V112H175V110L174 109H177V111H181V109H183V108H196V107H199L200 106V104H201V102L200 101H198L199 99H200ZM204 97V96H203ZM212 97V98H213ZM238 96H236L235 98H237ZM11 98V97H10ZM119 98H121V97H119ZM172 98V97H171ZM233 98H234V96H233ZM232 98V99H233ZM8 99V98H7ZM90 99V98H89ZM100 99V98H99ZM99 99H97L98 101H99ZM169 99H170V97H169ZM174 99V98H173ZM176 99V98H175ZM179 99V98H178ZM202 99V98H201ZM200 99V100H201ZM215 99V98H214ZM222 99V98H221ZM220 99V100H221ZM229 99V98H228ZM240 99V98H239ZM237 100L236 99V101H240V100H242V98L240 99V100ZM10 100V99H9ZM12 100H14V99H12ZM35 100V99H34ZM51 100V99H50ZM81 100V99H80ZM85 100H86V97H85ZM203 100V99H202ZM208 100H209V98H208ZM260 100H261V98H260ZM259 100V101H260ZM24 101V100H23ZM25 101H26V99H25ZM68 102L67 103H64L63 104V106L65 107V109H66V120L65 121H63V123L65 124V123H67V122H71L70 120L72 119V114L74 113V111H75V103H73V102H71V101H73V100H70V102H69V100H67ZM175 101V100H174ZM205 101H207V100H205ZM243 101V100H242ZM262 102H260V103H263V100H261ZM3 102V101H2ZM149 102V101H148ZM166 102V104H164ZM35 103V102H34ZM50 103V102H49ZM53 103H54V101H53ZM82 103V101L80 102V104ZM152 103H151V105H146V104H144V105H146V108L148 107V112H150L151 113V108H152V116L154 117V114L153 113H155V111L156 110H154V112H153V108L154 109H156L157 107L155 106V104H153V106H155V107H151L150 108V106H152ZM172 103H174V102H172ZM177 103V104H176ZM243 103H245L244 101H243ZM18 104V103H17ZM21 104V103H20ZM24 104V103H23ZM33 104V103H32ZM79 104V105H80ZM95 104V103H94ZM99 104V103H98ZM97 104V105H98ZM169 104V105H168ZM236 104H237V102H236ZM235 104V106H237ZM246 104V103H245ZM244 104V105H245ZM258 104V103H257ZM264 104V103H263ZM263 104H262V106H263ZM25 105V104H24ZM58 105V104H57ZM61 105V104H60ZM86 105V104H85ZM84 105V108L86 107ZM87 105H89V104H87ZM96 105V106H97ZM100 105H101V103H100ZM137 105V104H136ZM144 105H140L141 107H134L135 109H132L131 110V114H130V112H129V114L134 118L135 116V118L134 119H136L135 121V125L134 126H131V128L133 129H129L128 130V128H130V125H126L125 124V127H126V130L127 131H129V132H125L124 131V129H125V127H123L124 125V122L122 121V123L120 124L122 127V129H123V131L125 132V133H123V135L124 136H126V135H128V133H129V136H130V134H132V135H137L138 136V134H140V133H142L143 135H144V133L143 132H145L146 130H144V129H142V127L140 126V124L138 125V124H136V123H138L137 122V120L139 119V117H142V115H144L143 114V112H145V111H147L146 109H145V106ZM167 105V106H166ZM243 105V106H244ZM54 107H55V105H53ZM53 106H43V105H37V107L35 108V106H34V109H29L28 110V108H27V110L26 111H21L20 113H19V115L17 114V118L16 119H13V121L14 122H12L11 120H9V122H6V124L4 123V121H3V124H1V126H0V143H2V144H6L7 142L9 143H12V144H10V145H13V146H17L18 147V145H20V144H23V143H25V141H23V140H25V139H30V140H35V139H37L38 138V136H40V135H43V134H47V133H51V132H53V130H54V132H55V127H53L54 125L52 124V123H50V122H47L46 121V117H48V115L51 113V112H53L54 110L55 111H57L58 109H57V107L59 106H56V108H53ZM81 106H83V105H81ZM92 106V105H91ZM166 106V107H165ZM202 106V105H201ZM240 107H243V106H241V104L239 105ZM246 106V105H245ZM247 106H249L248 104H247ZM40 107H42L41 108V110H42V112L40 113V111H38L39 110V108ZM50 107V108H49ZM93 107V106H92ZM99 107V106H98ZM232 107V106H231ZM250 107V106H249ZM248 107V108H249ZM253 107V106H252ZM38 108V109H37ZM62 108V107H61ZM60 108V109H61ZM82 108V107H81ZM87 108V107H86ZM95 108V107H94ZM93 108V109H94ZM101 108V107H100ZM150 108V109H149ZM247 107H246V109H248ZM251 108V107H250ZM249 108V109H250ZM259 109H260V107H258ZM263 108L264 107H262V109L261 110H263ZM16 109H18V108H16ZM44 109L47 111V112H45L44 111ZM47 109H49V111H50V113L48 112V110ZM51 109V110H50ZM130 109V108H129ZM180 109V110H179ZM235 110H233L232 109V113L230 114V115H228V116H234V115H236V112H237V115H239V111L241 110L239 107H238V110L236 109V108H234ZM256 109H257V107H256ZM82 109H80V110H78V111H81ZM85 110V109H84ZM97 110V109H96ZM150 110V111H149ZM165 110V109H164ZM243 110V109H242ZM255 110V109H254ZM43 111H44V114H45V116H43ZM92 111V110H91ZM161 111H158V114L159 113H161ZM168 111H167V114H168ZM177 111H176V113H177ZM246 111V110H245ZM249 111V110H248ZM248 111H246L245 112V115H246V113L248 112ZM257 111H259V110H257ZM14 112V111H13ZM24 112V113H23ZM39 112V113H38ZM61 112H62V109H61ZM77 112V111H76ZM148 112H146L147 114H150V113H148ZM182 112V111H181ZM186 112V111H185ZM229 112V111H228ZM241 112V111H240ZM243 112V111H242ZM264 112V111H263ZM63 113H65V112H63ZM98 113V112H97ZM101 113V112H100ZM116 113V112H115ZM164 113V112H163ZM260 113H262V112H260ZM6 114V113H5ZM38 114V115H37ZM42 114V115H41ZM58 114V113H57ZM92 114V113H91ZM96 114V113H95ZM122 114V113H121ZM127 114H128V112H127ZM126 114V115H127ZM135 115V116H133V115ZM142 114V115H141ZM150 114V115H151ZM241 114V113H240ZM257 114V113H256ZM258 114H259V112H258ZM43 116V119H45V121L43 120L42 121V119H41V123L40 124H37L36 126L35 125H33L32 124V122L34 121L33 120V117L34 116ZM56 115V114H55ZM93 115V114H92ZM125 115V116H126ZM139 115H141V116H139ZM169 115H171V114H169ZM249 115V114H248ZM263 114H261V116H262ZM7 116H9V115H7ZM12 116V115H11ZM35 116V117H36ZM59 116V115H58ZM87 116V115H86ZM121 116V115H120ZM122 116H124L123 114H122ZM147 116V115H146ZM158 117H156V119H158L160 116H161V114L160 115H157ZM173 116H174V114H173ZM216 116V115H215ZM222 116V115H221ZM223 116H224V114H223ZM260 116V117H261ZM45 117V118H44ZM151 117V116H150ZM163 117H165V115L163 114ZM163 117H162V119H163ZM226 117L227 116H225L224 118L226 119ZM231 117H229V118H231ZM236 116H234V117H232L233 119L235 118ZM250 117V116H249ZM40 118V117H39ZM56 118V117H55ZM84 118V117H83ZM120 118V117H119ZM155 118V117H154ZM153 118V119H154ZM221 118H223V117H221ZM228 118V119H229ZM231 118V119H232ZM239 118H240V116H239ZM238 118V119H239ZM4 120H5V118H3ZM7 119V118H6ZM10 119V118H9ZM75 119V118H74ZM76 119H78V118H76ZM124 119V118H123ZM126 119V118H125ZM124 119V120H125ZM130 119V118H129ZM132 119V118H131ZM141 119V118H140ZM155 119V120H156ZM213 119V118H212ZM214 119H216L215 117H214ZM228 119H227V121H228ZM230 119V120H231ZM259 119V118H258ZM53 120V119H52ZM116 120V119H115ZM114 120V121H115ZM146 120V119H145ZM151 120V119H150ZM169 120V119H168ZM175 120V119H174ZM173 120V121H174ZM210 120L211 119H209V121H208V123L206 124V128L205 127H203V128H205V129H203L202 128V130H201V135H198V137H200L199 139L201 140V138L202 137H204V140H203V142H201L202 144H200V143H198L199 144V146H201V147H198V149H193L195 152H192V154L193 155H188V154H186V157H185V155H183L182 153V156L181 157H179L178 155H180V152H176V150H175V152L177 153V157H179V158H177V157H175V158H177V161H179V162H177L176 160V162L177 163H175V162H173L174 164L172 165V167H169L170 168V170L169 169H167V170H169V172L173 169V171H176V169L175 168H177V169H179V170H177V171H180L181 169H182V167L180 166L181 165V163H180V160H181V158L183 159V158H185V159H183V160H186V162L184 163V164H188V165H190L191 167V169L193 168V170H195L194 168H196V171L197 170H199L198 169V167L201 165V162H202V165H203V153H204V148L202 147V146H205L204 145V143H206L205 141H207L208 142V140H207V137L210 135L209 134V132H210ZM218 120H219V118H218ZM221 121H222V119H220ZM219 120V121H220ZM251 120H252V118H251ZM264 120V119H263ZM8 121V120H7ZM49 121V120H48ZM51 121V120H50ZM74 121V120H73ZM139 121V120H138ZM147 121H149V120H147ZM162 121V120H161ZM215 121V120H214ZM219 121H218V123H219ZM220 121V122H221ZM225 121V120H224ZM234 121V120H233ZM233 121H229V124H230V122H232L231 124H233L234 122ZM239 121V120H238ZM238 121H237V123H238ZM245 121H247V120H245ZM38 122V121H37ZM36 122V123H37ZM59 122V121H58ZM157 121H155V123H156ZM158 122H159V120H158ZM178 122H180L179 120H178ZM226 122V121H225ZM252 122V121H251ZM256 122V121H255ZM8 123V124H7ZM34 123V122H33ZM62 123V124H63ZM109 123H111V122H109ZM113 123V122H112ZM126 123V122H125ZM129 124H131L130 122H128ZM140 123V122H139ZM145 123H147V122H145ZM144 123V124H145ZM150 123V122H149ZM154 123V122H153ZM171 123H172V119H171ZM176 123V122H175ZM184 123V122H183ZM203 123H206V122H203ZM222 123V122H221ZM116 124H117V122H116ZM133 124V123H132ZM131 124V125H132ZM142 124V123H141ZM148 124V123H147ZM159 124V123H158ZM229 124H227V127H229V128H224L225 126H224V124H223V128L221 127V128H219V130L220 129H223V130H225L226 129V131L227 132H229V130H230V128H233L232 126H231V124H230V126H229ZM245 124V123H244ZM251 124V123H250ZM260 124H261V126H260ZM259 124V126H260V130L256 133V128L255 127H257L255 124V127L253 126V128L255 129V133L256 134H253L254 132H251V136L249 135V133H248V135L250 136V137H246V138H244V140L242 139L241 140V147H242V149H245L244 150V152H243V154L245 155V152H246V154H248V158L250 157L249 156V150H247V149H255V150H253V151H255L254 152V154H251L252 155V157H250L249 159H248V161H250L248 164L252 167V165H253V167H252V169H250V172H253L254 174L256 173L255 171L257 170V172L258 171H260V172H263L264 170V125H262V121H261V123ZM138 125V126H137ZM157 125V124H156ZM221 125V124H220ZM234 125V124H233ZM253 125V124H252ZM252 125H250V126H252ZM100 126V125H99ZM98 126V127H99ZM102 126V125H101ZM100 126V127H101ZM109 126V125H108ZM213 126H214V124H213ZM236 126V125H235ZM97 127V126H96ZM136 127V128H135ZM138 127H140V128H138ZM149 127V126H148ZM154 127V126H153ZM220 127V126H219ZM246 127V126H245ZM245 127H243V128H245ZM62 128H64V127H62ZM102 128H104V127H102ZM120 128V129H121ZM184 128V127H183ZM182 128V129H183ZM217 127L215 126V127H213V128H211V129H216ZM95 129V128H94ZM93 129V130H94ZM113 129V128H112ZM118 129V128H117ZM121 129V130H122ZM144 130V131H142V130ZM187 129V128H186ZM184 130L183 131V133H185V131H187V130ZM227 129H229V130H227ZM236 128H234V130H235ZM250 129V128H249ZM254 129H252V130H254ZM61 130V129H60ZM92 130V131H93ZM109 130H111V127H108V129H106L105 131L107 132V131H109ZM114 131H115V129H114ZM113 131V132H114ZM118 131V130H117ZM116 131V132H117ZM122 131V132H123ZM133 131H134V133H133ZM203 131V132H202ZM211 131H213V130H211ZM215 131H218V130H215ZM224 132L225 134L227 133V132ZM248 131V130H247ZM246 131V132H247ZM53 132V133H54ZM91 132V131H90ZM104 132V131H103ZM102 132V133H103ZM109 132H111L112 133V131H109ZM132 132V133H131ZM148 132V131H147ZM146 132V133H147ZM182 132V131H181ZM190 132V131H189ZM219 132V131H218ZM244 132V131H243ZM249 132V131H248ZM105 133V132H104ZM110 133V134H111ZM120 133H121V131H120ZM182 133V134H183ZM199 133V134H200ZM220 133V132H219ZM107 134H108V136H110V134L107 132ZM180 134V133H179ZM187 134V133H186ZM189 134V133H188ZM187 134V136H189V137H191V135H188ZM209 134V135H208ZM51 135V134H50ZM93 135V134H92ZM111 135H113V134H111ZM122 135V134H121ZM212 135V134H211ZM217 135V134H216ZM223 135V134H222ZM229 135H231V134H229ZM243 135V134H242ZM248 135H246V136H248ZM46 136V135H45ZM93 136H95V134L93 135ZM142 136V135H141ZM184 136V135H183ZM187 136H185V137H187ZM206 136V137H205ZM212 136H214V135H212ZM217 136H219V135H217ZM224 136V135H223ZM220 137V136H219ZM227 137V136H226ZM244 137V136H243ZM120 138V137H119ZM178 138V140H179V137H177ZM210 138H212V137H210ZM223 138V137H222ZM222 138H221V140H222ZM28 139V140H29ZM90 139V138H89ZM176 139V138H175ZM184 139V138H183ZM196 139H197V137H196ZM203 139V138H202ZM214 139V138H213ZM212 139V140H213ZM218 139V138H217ZM125 140V139H124ZM128 141H129V139H127ZM133 140V139H132ZM181 140V139H180ZM189 140H190V138H189ZM188 140V141H189ZM212 140H211V142H212ZM219 140V139H218ZM224 140V139H223ZM240 140V139H239ZM94 141V140H93ZM186 141V140H185ZM195 141H197V140H195ZM35 142V141H34ZM174 142V141H173ZM187 142V141H186ZM191 142V141H190ZM33 143V142H32ZM121 143V142H120ZM126 143H128V142H126ZM180 143V142H179ZM178 143V144H179ZM195 143V142H194ZM194 143H193V145H194ZM1 144V145H2ZM172 144V143H171ZM187 144V143H186ZM173 145V144H172ZM191 145V144H190ZM122 146H124V145H122ZM239 146V145H238ZM10 147V146H9ZM16 147V148H17ZM66 147V146H65ZM70 147V146H69ZM69 147H68V149H69ZM175 147H176V145H175ZM186 147V146H185ZM212 147H214V146H212ZM241 147H239V148H241ZM24 148V147H23ZM72 148V147H71ZM187 148V147H186ZM189 148V147H188ZM227 148V147H226ZM235 148V147H234ZM170 149H171V147H170ZM173 149V148H172ZM179 149V148H178ZM216 149V148H215ZM218 149V148H217ZM216 149V150H217ZM222 149V148H221ZM1 150H2V148H1ZM0 150V151H1ZM169 150V149H168ZM174 150V149H173ZM191 150V149H190ZM211 150H213V149H211ZM210 150V151H211ZM228 150V149H227ZM64 151H66V149H64ZM70 151V150H69ZM167 151V150H166ZM170 151V150H169ZM178 151H180V150H178ZM186 151H188V150H186ZM186 151L184 152V153H186ZM215 151V150H214ZM214 151H211V153L213 152L214 154H212V160H214V158L217 156L218 157V152H214ZM7 152V151H6ZM9 152V151H8ZM14 152V151H13ZM18 152V151H17ZM171 152V151H170ZM221 152H222V150H221ZM220 151H219V153H221ZM66 153V152H65ZM206 153V152H205ZM204 153V154H205ZM208 153V152H207ZM224 153V155H226V156H224L228 161V165H226L225 166V168L223 167V169H222V171H219L220 169L218 168V167H216V168H218V169H216V171L215 170H213V168L215 167L213 164H211V166L213 165L214 167H207L205 170L207 171L208 169V172L207 173H210V174H213L214 176H215V178H213L212 176H208V174L205 172V171H203L202 172V170H204V168H202V165L200 166V168H202V170L200 169L199 170V172L201 171V173H203V176L201 175V177L200 176H198V177H200V179L202 178L203 180L200 182V180H197V182H192L193 184H195V186L192 184H190L191 183V181H190V183L188 182V180L187 181H185V178H184V180H183V178H182V180L181 181H185V182H187V183H183V182H179L178 183V181H180V180H178V178H179V176L177 177L176 176V178H177V185L178 186H176L175 185V187L176 188H174L173 187V190L174 191H178V194L180 195V197H178V194L177 193H175L174 191H173V193H175L174 194V196H176V197H174L172 194H170V195H172L173 197H174V199H177V198H179V201L180 202H182V199H183V201H185L184 200V198L185 197H187L188 198V196L190 197L191 196V194H192V192L194 191L195 192V194L196 193H199L198 191H202L203 192V194H205L204 192L206 191V190H208L209 192H210V187H213V186H211V185H213L214 184V182L216 181V180H218V181H216L215 183L217 184V182H218V185H219V183L221 182V183H223V185L225 184V180H226V178L228 177V179H229V177H231V176H234V174H235V171L236 172H238L236 169H240L239 167H237L238 166V164H236L235 163V161H236V159H235V161H234V157L233 156H235L234 155V153L231 151V150H228V151H224L223 152ZM2 154V153H1ZM10 154V153H9ZM69 154V153H68ZM169 154V153H168ZM189 154H191V153H189ZM165 155V154H164ZM187 155H188V157H187ZM213 155H216V156H213ZM220 155V154H219ZM14 156H15V153H14ZM19 156V155H18ZM23 156V155H22ZM210 156H211V154H210ZM222 156V155H221ZM247 156V155H246ZM6 157V156H5ZM168 157V156H167ZM208 157V156H207ZM1 158H3V157H1ZM165 158V157H164ZM174 158V157H173ZM235 158H237V157H235ZM21 160H22V158H20ZM166 159V158H165ZM209 158H207V160H208ZM238 159V158H237ZM26 160H27V158H26ZM170 160H172V158H170ZM169 160V161H170ZM205 160V159H204ZM8 161H10V159H8ZM19 161V160H18ZM61 161V160H60ZM59 161V162H60ZM71 161V160H70ZM105 161V160H104ZM168 161V160H167ZM210 161H211V159H210ZM16 162V161H15ZM25 162V161H24ZM29 162H30V160H29ZM181 162H183V161H181ZM200 162V163H199ZM206 162V161H205ZM212 162V161H211ZM0 163H2V162H0ZM61 163V162H60ZM99 163V162H98ZM97 163V164H98ZM179 163V164H178ZM251 163H253L252 165H251ZM64 164V163H63ZM110 164V163H109ZM175 164H178L177 166H180L179 168L176 166L175 167ZM205 164V163H204ZM243 164V163H242ZM7 165V167H8V164H6ZM103 165V164H102ZM244 165H246L245 164V162H244ZM1 166H3V165H1L0 164V167ZM56 166V165H55ZM114 166V165H113ZM171 166V165H170ZM242 166V165H241ZM4 167V166H3ZM19 167H20V165H19ZM100 167H102V166H100ZM110 167V166H109ZM184 168L183 169H186V170H183V171H187V168H189V167H187V168H185L186 166H183ZM220 167H222V166H220ZM263 169H262V168ZM21 169H23L22 167H20ZM19 168V170L21 171V173H22V170ZM48 168H50V166H48ZM108 168V167H107ZM168 168V167H167ZM181 168V169H180ZM189 168V169H190ZM243 168V167H242ZM245 168V167H244ZM243 168V169H244ZM261 168V169H260ZM27 169V168H26ZM112 169V168H111ZM145 169V168H144ZM175 169V170H174ZM188 169V170H189ZM190 169V170H191ZM211 169V170H210ZM215 169V168H214ZM248 169V168H247ZM2 170H4V169H2ZM6 170H9L8 168L6 169ZM18 170V169H17ZM29 170V169H28ZM90 170V169H89ZM102 170V169H101ZM189 170V171H190ZM192 170V171H193ZM252 170V171H251ZM5 171V170H4ZM16 171V170H15ZM39 171H41L40 169H39ZM38 171V172H39ZM91 171V170H90ZM89 171V172H90ZM109 171V170H108ZM146 171V170H145ZM218 171V172H217ZM247 170H243V172H246ZM3 172V171H2ZM6 172V171H5ZM93 172H95V171H93ZM110 172V171H109ZM112 172V171H111ZM110 172V173H111ZM139 172H140V170H139ZM181 172H182V170H181ZM194 172V171H193ZM193 172H191V173H193ZM241 172V171H240ZM4 173V172H3ZM2 173V174H3ZM18 173H20V172H18ZM18 173L16 174V172L14 173V174H16L15 175V177L19 180H17L16 178L14 179L15 181H17V183L18 184H20V186H21V184H23V181H24V183H26L25 181H27V179H28V181H29V179L32 177V176H34V175H32L31 177H29V176H25V174H24V172L22 173V174H24L22 177H26V178H23L22 179V177L21 178H18L17 176H18ZM26 173V172H25ZM34 173V172H33ZM42 173V172H41ZM99 173V172H98ZM136 173V172H135ZM172 173V171L170 172V174ZM177 172H175V174H176ZM183 173V172H182ZM181 173V174H182ZM248 173V172H247ZM253 173H251V174H253ZM264 173V172H263ZM21 174V175H22ZM32 174V173H31ZM86 174V173H85ZM109 174V173H108ZM143 174H144V172H143ZM174 174V173H173ZM180 174V175H181ZM187 174H189V172H187ZM195 174V173H194ZM198 174V173H197ZM196 174V175H197ZM200 174V173H199ZM205 174H207V175H205ZM209 174V175H210ZM237 174V173H236ZM248 174H250V173H248ZM257 174H260V173H257ZM90 175V174H89ZM136 175V174H135ZM134 175V176H135ZM139 175V174H138ZM146 175V174H145ZM149 175V174H148ZM172 175V174H171ZM186 175V174H185ZM185 175H183V176H185ZM261 175V174H260ZM2 176V175H1ZM87 176H88V174H87ZM103 176V175H102ZM143 175L141 174V176L140 177H142ZM174 176V175H173ZM189 175H187V177H188ZM205 176V177H204ZM207 176H208V178H207ZM254 176V175H253ZM257 176V175H256ZM79 177V176H78ZM98 177H100L99 175H98ZM182 177V176H181ZM194 177V176H193ZM209 177H211V180H208V179H210ZM260 177V176H259ZM132 178V177H131ZM145 178V177H144ZM147 179H148V176L146 177ZM192 178V177H191ZM191 178L189 177V179L191 180ZM195 178H196V176H195ZM207 178V179H206ZM215 180L214 182H213V179ZM224 178V179H223ZM260 178H262V177H260ZM4 179V178H3ZM2 179V180H3ZM22 181H21V180ZM24 179H26V180H24ZM87 179H89V178H87ZM95 179V178H94ZM179 179H181V178H179ZM186 179H188V178H186ZM194 179V178H193ZM196 179H198V178H196ZM254 179V178H253ZM5 180V179H4ZM8 180V179H7ZM34 180V179H33ZM141 180V179H140ZM145 180V179H144ZM221 180V181H220ZM224 180V181H223ZM9 182H11V180H8ZM15 181H14V184H15ZM27 181V182H28ZM77 181V180H76ZM87 181H89V180H87ZM135 181V180H134ZM147 181V180H146ZM146 181H145V183H146ZM192 181H194V180H192ZM209 181L211 182H213V184H212V182L209 184ZM1 182V181H0ZM22 182V183H21ZM74 181L71 179V181H69V180H67V181H65L63 184H60V186H61V188H62V186L64 185L65 186V188H66V186H68V188H69V185H74V184H72ZM81 182V181H80ZM130 182V181H129ZM132 182H133V180H132ZM132 182H131V184H132ZM141 182H142V180H141ZM175 182H176V180H175ZM174 182V183H175ZM255 182V184H254V186H250V187H248L247 188V186L245 187L246 189H244V188H242L243 189V191L242 190H240V192L241 193H238V194H240V195H237V193H236V198H234L233 196L234 195H231V198H233V200L237 203V199L239 198V196H241L242 197V200H243V195H245V194H247V196L249 195L248 193H251L249 196H254V194H255V196H254V201H255V203H251V202H249V205H248V207L247 208H245V206H243V209L239 206V207H237L236 206V204H234L235 202L234 201H232L231 200V198L229 199V197H227V200L224 198L223 199V201H221V200H219L220 202L218 203V201L216 202V203H218V204H215L214 206H211V209L210 208H207V210L206 211H209L212 215H213V217L211 216V217H207V218H205L206 219V222L204 221V224H202V223H198V221L196 222V223H198L200 226H198V228H196L197 230H195L194 232L193 231H191L190 232V234L187 232V234H188V238H189V235H190V237H192L190 240H193V238L195 239V240H193V241H191V242H194L195 243V241H196V243H201V244H203V240H205V243L206 242H208L207 244H209V246H211V248L213 247V245H211L210 244V242L212 241H214V239L216 238H218L219 239V237L220 238H222V237H225L226 236V238H227V240L229 239V237H231L233 234H231L233 231H235V230H237V229H241V230H243V232H245L244 231V229H242V227L244 226H246V223H248V221L250 220H252V218L254 217V219L255 218H257L256 220H253V222L254 221H257L258 219H261V221L260 222H262V220H264V177L262 178V179H259V180H255L254 181ZM126 183V182H125ZM135 183V182H134ZM137 183V182H136ZM9 184V183H8ZM13 183L11 182V184L10 185H12ZM17 184V185H18ZM57 185H58V183H56ZM56 184H55V186H56ZM77 184V183H76ZM124 184V183H123ZM139 184H142V183H139ZM138 183L136 184V185H139ZM189 184V185H188ZM216 184H214V187L213 188H215V185ZM4 185H6V183L4 184V183H2V184H0V189H1V192L3 193L4 192V190H5V188H7L8 187V185H7V187H5ZM16 185V186H17ZM24 185V184H23ZM125 185V184H124ZM143 185V184H142ZM223 185H221V186H223ZM250 185V184H249ZM248 185V186H249ZM64 186H63V188H64ZM77 186H79V185H77ZM76 186V187H77ZM198 186H199V188H198ZM15 187V186H14ZM29 187V186H28ZM192 187H194L196 190H198V191H195L194 189H192L191 191L192 192H189L190 191V188H192ZM217 187H220V186H217ZM11 188V187H10ZM23 188H25V187H23ZM27 188V187H26ZM60 188V189H61ZM4 189V190H3ZM9 189V188H8ZM15 189H17V188H12V191H15ZM212 190V189H211ZM8 191V190H7ZM6 191V192H7ZM12 191H9V195H10V193L12 194ZM16 191H18V190H16ZM0 192V194H2ZM148 191H146V193H147ZM150 192V191H149ZM171 192V191H170ZM189 192V193H188ZM194 192H193V194H194ZM207 192V191H206ZM237 192H239V191H237ZM188 195H187V194ZM191 193V194H190ZM208 193V192H207ZM5 194V193H4ZM201 194V193H200ZM202 194V195H203ZM234 194V193H233ZM243 194V195H242ZM8 195V194H7ZM14 195V194H13ZM12 195V196H13ZM147 195V194H146ZM5 196V195H4ZM11 196V195H10ZM10 196H9V198H10ZM148 196V195H147ZM193 196V195H192ZM199 196H201V195H199ZM246 195H245V197H247ZM251 196V197H252ZM1 197V196H0ZM110 198H111V196H109ZM171 197V196H170ZM173 197H172V199H173ZM182 197V199H180ZM184 197V198H183ZM7 198V200H8V197H6ZM16 198V197H15ZM3 199H4V197H3ZM139 199H141V198H139ZM247 199V198H246ZM178 200V199H177ZM218 200V199H217ZM226 200V201H225ZM229 200H231V204H230V201ZM250 200V199H249ZM257 200V201H256ZM110 201V200H109ZM253 201V202H254ZM3 203H4V201H2ZM108 202V201H107ZM106 202V203H107ZM111 202V201H110ZM139 202V201H138ZM137 202V203H138ZM234 202V203H233ZM239 202V201H238ZM240 202H242V201H240ZM239 202V203H240ZM88 203V202H87ZM112 203V202H111ZM244 203H245V200H244ZM178 204V203H177ZM181 203H179V205H180ZM248 204V203H247ZM113 205V204H112ZM123 205V204H122ZM135 205V204H134ZM139 205H140V203H139ZM142 205V204H141ZM183 205V204H182ZM208 205V204H207ZM206 205V206H207ZM212 205V204H211ZM230 205H231V207H230ZM239 205V204H238ZM240 205H241V203H240ZM209 206V205H208ZM247 206V205H246ZM117 207V206H116ZM134 207V206H133ZM155 207V206H154ZM157 207V206H156ZM210 207V206H209ZM230 207V208H229ZM234 207H237V209L236 208H234ZM183 208V207H182ZM182 208L180 209V212H181V210H182ZM205 208V207H204ZM229 208V209H228ZM232 208L233 209H235V210H233L232 211ZM241 208V209H240ZM28 209V208H27ZM116 209V208H115ZM122 209V208H121ZM186 209V208H185ZM209 209V210H208ZM213 209H216V211H217V209H219L218 211H220V213H218V211H217V213H215V210L213 211ZM179 210V209H178ZM211 210V211H210ZM228 210H230V211H228ZM23 211H24V209H23ZM184 210H182V212H183ZM234 211H236V212H234ZM187 211H185V213H186ZM204 212V211H203ZM214 212V213H213ZM230 212V213H229ZM27 213H28V211H27ZM107 213V212H106ZM105 213V214H106ZM179 213V212H178ZM208 213V212H207ZM210 213H208L209 215H210ZM113 214V213H112ZM182 214V213H181ZM184 214V213H183ZM182 214V215H183ZM217 214V215H216ZM219 214V215H218ZM204 215V214H203ZM215 215V216H214ZM7 216V215H6ZM10 216V215H9ZM86 216V215H85ZM110 216V215H109ZM175 216V215H174ZM202 216V215H201ZM2 218V217H1ZM82 218V217H81ZM115 217L113 216V218L112 219H114ZM171 218V217H170ZM169 218V219H170ZM172 218H173V216H172ZM176 219L177 218H180V217H175ZM3 219H4V217H3ZM2 219V220H3ZM91 219H92V217H91ZM106 219V218H105ZM120 219V218H119ZM199 219V218H198ZM204 218H202V220H203ZM204 219V220H205ZM209 221H208V220ZM2 220H0V221H2ZM9 220V219H8ZM93 220V219H92ZM115 220V219H114ZM171 220V219H170ZM201 220V219H200ZM200 220H199V222H200ZM83 221V220H82ZM175 220H173L172 222H174ZM249 221V222H250ZM4 223H5V221H3ZM88 222H89V220H88ZM203 222V221H202ZM252 222V223H253ZM92 224H93V222H91ZM110 223H111V221H110ZM251 223V222H250ZM257 223V222H256ZM259 223V222H258ZM23 224V223H22ZM55 224V223H54ZM81 224V223H80ZM83 224V223H82ZM89 224H90V222H89ZM263 226H264V221H263ZM88 225V224H87ZM202 225V226H201ZM254 225H257L258 226V224H255L254 223ZM253 225V226H254ZM259 225H261V224H259ZM2 226H3V224H2ZM1 226V227H2ZM83 225H81V227H82ZM93 226V225H92ZM247 226H248V224H247ZM252 226V228H254ZM256 226V227H257ZM85 227V226H84ZM250 226H248V228H249ZM29 228V227H28ZM247 228V227H246ZM261 228H262V225H261ZM33 229V228H32ZM258 229H260V227L258 228ZM231 230H233V231H231ZM241 230H238V231H241ZM247 230H249V229H247ZM254 230V229H253ZM33 231V230H32ZM224 231V232H223ZM237 231V232H238ZM259 231V230H258ZM264 231V230H263ZM38 232V231H37ZM37 232H36V234H37ZM227 232V233H226ZM230 232V233H229ZM237 232L236 233H234V235L235 234H237ZM222 233H224V234H221ZM225 233H226V235H225ZM247 233V232H246ZM257 233V232H256ZM32 234V233H31ZM186 234V235H187ZM229 234H231L230 236H229ZM241 234V235H240ZM239 235L242 237V231H241V233H240ZM253 234H255V233H253ZM34 235V234H33ZM32 235V236H33ZM40 235V234H39ZM225 235V236H224ZM238 235V234H237ZM236 235V236H237ZM45 236V235H44ZM27 237V236H26ZM29 237V236H28ZM37 237V236H36ZM41 237V236H40ZM46 237V236H45ZM50 237V236H49ZM176 237H178V236H176ZM182 237V236H181ZM239 237V236H238ZM244 237V236H243ZM246 237H248V236H245V238ZM131 238H132V236H131ZM130 238V239H131ZM167 238V237H166ZM169 238H171V237H169ZM226 238L225 239H222V240H226ZM13 239V238H12ZM24 239V238H23ZM26 239V238H25ZM31 239V238H30ZM43 239V238H42ZM123 239V238H122ZM136 239V237L134 238V240ZM181 239V238H180ZM182 239H185V238H182ZM181 239V241H183ZM187 239V238H186ZM185 239V240H186ZM215 239V240H216ZM119 240H121V239H119ZM119 240H118V242H119ZM168 240V239H167ZM167 240H164V241H162V242H164L163 243V246H158V248H155L156 246V244H154V246L155 247H153V248H149V249H147V251H146V253H145V251H144V253H142V255H141V253L139 254V255H141V256H138L137 257V255H131L130 256V254L131 253H127L128 255H124V257H123V259H124V261H123V259L121 258L122 256H120V259L122 260V262H121V264H123L124 262H125V264H148V263H152L153 261H155V260H157V259H159V257L162 255V254H164V253H166V251H167V249L169 248V246H172L173 244L172 243H175V241L176 240H178V239H171L170 241L168 240V244L167 245H169V246H167L166 245V242L165 241H167ZM173 240V241H172ZM207 240H211V241H207ZM226 240V242L225 243H227V244H224L223 245V248H221L222 247V245H221V243H219V245H221L220 247H218V249L219 248H221V249H216V251H215V249L213 248V251H215V253H214V255L212 256V254H209V256H211V257H209L206 261H205V259H204V261L206 262H204V264H264V252L262 253V251H261V253L263 254L262 255V257H260L258 260L257 259H252V255H249V252L253 249H257V247H260L259 249H261L262 247H263V251H264V243H263V241H264V233L263 232H261V233H258V234H255V235H252V236H249V238H247V239H245V240H239V241H233V243H232V241L231 242H229V241H227ZM234 240V239H233ZM38 241V240H37ZM95 241V240H94ZM102 241V240H101ZM125 241V240H124ZM127 241H129V240H127ZM126 241V242H127ZM180 241V242H181ZM223 241V242H224ZM45 242H46V240H45ZM121 242V241H120ZM130 242V241H129ZM177 242V241H176ZM179 242V241H178ZM188 242V241H187ZM211 242V243H212ZM219 241H217V243H218ZM98 243V242H97ZM105 243V242H104ZM103 243V244H104ZM132 243V242H131ZM134 243V242H133ZM137 243H138V241H137ZM86 244V243H85ZM106 244V243H105ZM117 244H120V243H117ZM126 244V243H125ZM130 244V243H129ZM134 244H136V242L134 243ZM158 244V243H157ZM170 244H172V245H170ZM206 244V245H207ZM215 244V243H214ZM25 245V244H24ZM27 245V244H26ZM37 245V244H36ZM152 245V244H151ZM175 245H176V243H175ZM192 245H193V243H192ZM196 245V244H195ZM194 245V246H195ZM198 245V244H197ZM200 245V244H199ZM198 245V246H199ZM205 245V246H206ZM120 246H121V244H120ZM123 246V245H122ZM208 246V245H207ZM31 247V246H30ZM35 247V246H34ZM39 247V246H38ZM75 247H76V245L75 246H72L71 247V250H73V251H75L76 250V252H77V249H78V247H76L77 249H75ZM125 247H126V245H125ZM132 247V246H131ZM130 247V248H131ZM134 247V246H133ZM166 247H168V248H166ZM215 247H216V245H215ZM33 248V247H32ZM84 248V247H83ZM87 248V249H86ZM86 248H84L85 250H86V252L87 253H89L90 254V251H91V248L89 249V247H86ZM129 248V249H130ZM147 248V247H146ZM145 248V249H146ZM171 248V247H170ZM207 248V247H206ZM211 248H210V250H211ZM42 249V248H41ZM55 249V248H54ZM116 249V248H115ZM125 249V248H124ZM128 249V250H129ZM134 249V248H133ZM142 249H144V248H142ZM144 249V250H145ZM172 249V248H171ZM208 249V248H207ZM21 250V249H20ZM23 250V249H22ZM30 250V249H29ZM103 250V249H102ZM117 250H120V249H117ZM131 250V249H130ZM139 250V249H138ZM204 250H206L205 249V247H204ZM218 250V251H217ZM248 250H250L249 252H248ZM36 251V250H35ZM55 251H57V250H55ZM97 251H99V250H97ZM136 251V250H135ZM58 252V251H57ZM116 252V251H115ZM128 252V251H127ZM136 252H138V251H136ZM142 252H143V250H142ZM205 252V251H204ZM211 252H212V250H211ZM210 251H209V253H211ZM256 252V251H255ZM33 253V252H32ZM51 253V252H50ZM79 253V252H78ZM126 252H124V253H122V254H125ZM259 253V252H258ZM258 253H255V254H258ZM113 254V253H112ZM121 254V253H120ZM121 254V255H122ZM205 254H206V252H205ZM208 254V253H207ZM254 254V253H253ZM59 255V254H58ZM79 255V254H78ZM50 256V255H49ZM60 256V255H59ZM86 256H88V255H86L85 254V257ZM100 256V255H99ZM113 256H114V254H113ZM254 256V255H253ZM256 256V255H255ZM260 256V255H259ZM258 256V257H259ZM40 257V256H39ZM42 257V256H41ZM52 257V256H51ZM57 256H55L54 258H55V260L56 259H62V258H60V257H58V258H56ZM84 257V258H85ZM92 257V256H91ZM103 257V256H102ZM205 257V256H204ZM208 257V256H207ZM250 257V258H249ZM30 258V257H29ZM106 258V257H105ZM114 258V257H113ZM202 258V257H201ZM31 260H34L35 262H36V256H34V258L32 259V256H31V258H30ZM30 259H27L25 262H27L28 260L30 261V263H32V261L30 260ZM89 259V258H88ZM108 259V258H107ZM203 259V258H202ZM39 260V259H38ZM105 260V259H104ZM113 260V259H112ZM115 260V259H114ZM126 260V261H125ZM33 261V262H34ZM65 260H63L62 262H64ZM88 261V260H87ZM111 261V260H110ZM116 261H117V259H116ZM40 262V261H39ZM49 261H47V263H48ZM56 262L58 263V260H56ZM60 262V261H59ZM100 261H98V264H101V263H99ZM103 262V261H102ZM127 262V263H126ZM38 263V262H37ZM84 263H86V262H84ZM94 263H95V261H94ZM109 264H110V262H108ZM22 264V263H21ZM23 264H24V262H23ZM25 264H27V263H25ZM36 264V263H35ZM53 264V263H52ZM83 264V263H82ZM111 264H113V263H111ZM119 264V263H118ZM201 264V263H200Z\"/></svg>","mask_w":264,"mask_h":264}]
</instances>
